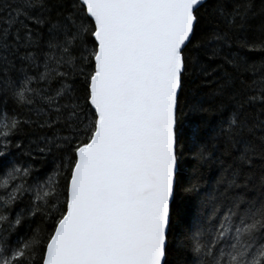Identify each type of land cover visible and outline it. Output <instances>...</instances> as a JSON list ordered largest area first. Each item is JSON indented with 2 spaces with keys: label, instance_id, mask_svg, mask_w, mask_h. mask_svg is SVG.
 I'll list each match as a JSON object with an SVG mask.
<instances>
[{
  "label": "snow or ice",
  "instance_id": "obj_1",
  "mask_svg": "<svg viewBox=\"0 0 264 264\" xmlns=\"http://www.w3.org/2000/svg\"><path fill=\"white\" fill-rule=\"evenodd\" d=\"M243 50L264 52V0H0V73L44 85L0 125V264H264V64ZM54 148L55 195L13 156ZM30 193L47 210L13 220ZM26 213L50 231L13 242Z\"/></svg>",
  "mask_w": 264,
  "mask_h": 264
},
{
  "label": "trees",
  "instance_id": "obj_2",
  "mask_svg": "<svg viewBox=\"0 0 264 264\" xmlns=\"http://www.w3.org/2000/svg\"><path fill=\"white\" fill-rule=\"evenodd\" d=\"M257 4L259 5V0H257ZM202 27L211 30L212 26L204 24L202 22ZM254 35V33L252 34ZM245 56L249 63H255L256 66L259 68L261 64H264V52L260 51H247L243 50L241 53ZM32 75V73H29ZM40 87H44V85H37L35 82L26 84L22 74H20L16 70H11L7 73H0V97H4V92L7 90V96L4 97L7 100L6 106L0 104V125L4 123H10L12 120L19 119V120H28L29 118L34 117V109H30L28 106L21 104L14 96H13V88L15 91H24L25 88L27 89H39ZM54 94V93H53ZM25 95L28 99H32L31 91H26ZM74 95L80 96L81 98L84 95L83 91V83L82 81L77 83L76 91ZM183 99V97H182ZM82 102V101H81ZM42 105L37 103L35 107H41ZM4 129L0 127V131ZM44 133L36 132L33 129L26 128L23 136V142L27 145L30 141L35 140L37 135H43ZM67 132H64L63 135H67ZM26 151V149H25ZM70 153L67 150L60 151L57 149H53L51 154H48L44 157H40L36 160H29L26 156H20V153L14 152L13 156L19 157L18 166L22 169H27L29 166L33 169L31 176L29 177V183H34L35 181L39 180L41 184L47 181L49 178L53 182H55L56 186L53 189L54 195L56 193H60L65 182V173L59 167L61 163L67 162V157ZM21 175H24L22 172ZM211 177V173L208 172L206 169H200L196 171L192 168L186 167L185 175L183 176V182L187 183L189 180L199 179L201 182L209 180ZM7 180L6 174L0 172V208L4 207V201L7 199L8 189L4 186V181ZM9 185H11V181H9ZM45 191L49 189L45 188ZM60 199H63V196H60ZM29 200L33 203H39L41 207L46 209L43 201H36L35 200V193L28 194L22 203H18L13 210V214L11 218L14 220L15 213L19 212L20 209L25 208L28 205ZM49 206L51 203L54 202L53 197L48 198ZM7 215V213H5ZM51 221H44L42 222L41 217L37 216L34 219H30L28 214L26 213L25 219L22 220L21 225L16 227V232L12 236L13 242H15L18 238H24L29 236L30 228L35 230H40L43 234H46L50 231L49 225ZM175 256H170L169 260L172 261L176 259Z\"/></svg>",
  "mask_w": 264,
  "mask_h": 264
}]
</instances>
